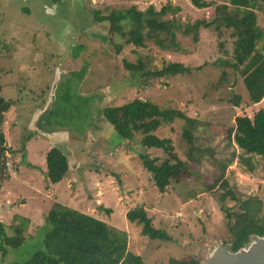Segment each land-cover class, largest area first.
<instances>
[{"label":"rangeland","instance_id":"374dc122","mask_svg":"<svg viewBox=\"0 0 264 264\" xmlns=\"http://www.w3.org/2000/svg\"><path fill=\"white\" fill-rule=\"evenodd\" d=\"M132 4L139 9L177 5L180 10L166 17H175L184 26L193 25L196 20L210 21L215 16V6L196 8L189 0H0V96L13 100L16 122L10 132L14 150L4 144L10 156L6 158L4 152L2 161L16 163L20 176H24L33 155L37 161L51 145L62 150L68 147L78 166L74 173L68 170L64 181L58 184L61 203L85 211L99 202L94 194L100 189L97 198L111 211L114 208L113 214L105 210L101 215L110 218L107 222L112 231L126 234L129 249L147 264L199 258L216 241L229 240L217 200L222 189L215 179L228 159L233 158L224 177L236 196L257 195L264 200L263 160L254 156L255 169L247 171L238 159L245 153L228 144L226 138L234 117L240 113L251 115L264 107V97L251 105L238 72L218 62L231 57L230 29L216 31L210 26L200 27L197 34L177 31L178 49L160 46L153 39H145L144 45L137 47L125 42L127 23L122 22L124 32H117L108 21L94 19L95 11L107 15ZM260 4L257 22L264 30L263 0ZM138 59L145 70L178 61L191 69L158 78L142 77L131 73L123 63H136ZM223 70L227 74L220 80ZM233 94L241 96L238 107L231 101ZM43 96L49 97L43 114L46 126L59 130L52 135L33 126L34 114L42 111L46 101ZM134 98L183 110L197 120L192 129L193 144L205 149L199 154V161L188 158V146L182 137L183 120L163 124L154 131L159 137L171 138L178 157L188 163L187 169L174 172L172 182L162 193L152 184L139 154L159 159L166 155L141 145L140 132L135 133L134 140H123L102 116L103 107L122 105ZM23 149L25 156L15 151ZM134 175L137 178L132 180ZM69 177L76 182L71 185L70 194L62 188ZM14 181L3 178L0 186L7 188L16 184ZM139 187H144L142 194L136 193ZM210 190L215 194L211 195ZM115 203L122 206L121 211L115 209ZM137 204L145 206L153 226L164 229L169 238L150 239L141 234L139 224L125 218L124 211ZM226 204L231 206L234 202L228 199ZM46 229L44 223L33 237L18 247L8 248L5 255L0 253V264L24 262L34 251L43 249Z\"/></svg>","mask_w":264,"mask_h":264},{"label":"trees","instance_id":"16d2710c","mask_svg":"<svg viewBox=\"0 0 264 264\" xmlns=\"http://www.w3.org/2000/svg\"><path fill=\"white\" fill-rule=\"evenodd\" d=\"M196 8L215 6V16L210 21L196 20L193 25L184 26L177 18H167L168 13L180 10L177 5L167 4L159 9L153 5L139 9L135 4L104 15L95 11V21H108L117 32H124L122 22L128 24L125 42L141 47L145 39H153L158 45L168 49H178L176 37L180 31L183 34L191 31L197 34L200 27L212 26L216 31L221 28L230 29L233 39L230 59L218 60L232 68L240 75L248 93L249 103L258 104L264 97V30L257 22V11L260 10L261 0H228V3H215L213 0H189ZM264 2V0H263ZM194 28V31L193 29ZM196 39V38H195ZM120 49V46L117 47ZM217 62V61H216ZM124 66L134 75L146 77H163L178 73L190 72V67L181 62H169L160 69L145 70L144 63L138 59L136 63L124 61ZM222 71L221 79L226 77ZM241 96L233 94L231 101L234 106L240 105ZM12 102L5 101L0 96V122L3 112L8 110ZM103 118L112 124L116 133L123 140L131 141L135 133L142 134L139 143L147 148L161 150L166 157L159 159L149 154H139L144 169L150 174L151 180L158 192L162 193L173 180L176 170L187 169V161L178 157L174 150L172 139L159 137L154 134L163 124L173 123L177 119L184 121L182 137L188 146L187 155L192 161H199V154L205 149L193 144L197 120L188 116L183 110L163 108L155 102L134 98L122 105L105 106L102 109ZM228 144L235 145L245 155L238 156L247 171H253L254 156H259L264 163V107L252 112L240 113L234 117V123L226 132ZM2 133H0V174L5 175L1 167L3 153ZM196 152L195 154H192ZM233 156V154H232ZM233 159V158H232ZM228 159L215 178L219 182L222 192L217 196L220 209L223 212L230 249L246 244L253 235H264V200L257 195L240 198L230 188L224 177L225 168L232 162ZM45 176L51 183L61 181L68 170L66 155L59 147L50 148L45 156ZM3 164V161H2ZM264 168V164H263ZM211 191V195L215 194ZM234 202L227 206L226 200ZM129 222L141 226L142 235L150 239H167L169 235L162 228L153 226L151 218L143 205H135L126 214ZM47 226L43 238V249L34 251L24 262H10L7 264H147L139 254L128 249V239L125 233L114 232L109 225L96 217L80 212L71 207L54 202L44 216ZM18 228L13 235H8L5 225L0 222V253L5 255L8 248L18 247L24 241ZM196 256L188 260L172 259L167 264H198Z\"/></svg>","mask_w":264,"mask_h":264},{"label":"crops","instance_id":"0c3cea01","mask_svg":"<svg viewBox=\"0 0 264 264\" xmlns=\"http://www.w3.org/2000/svg\"><path fill=\"white\" fill-rule=\"evenodd\" d=\"M0 92H1V88H0ZM1 97L5 101H7L5 97L3 96ZM48 98L49 97L47 96L42 97V99L46 101H44V106L42 111H39L38 113L34 114L33 120L35 123L33 126L37 128L38 127L42 128V131L45 134L52 135L54 134V132H58L59 130L55 128L49 129L46 126L45 117L43 118V114H45L49 105ZM51 100H54V92L51 93ZM10 101L12 102V104L10 105L9 109L3 112V118L0 123V133H2L3 145L5 144L6 147H9L10 150L13 151L14 146L12 142V137L10 136V132L12 127H16V122H14L15 121V109L13 108L14 102L13 100ZM50 148H52V145L47 147L46 151L43 152L41 157L37 158V161H35L34 155L32 156V159L28 161L29 164L28 168L24 171L25 173L24 176H26L25 179H23L24 176H20L19 166L16 165V163L13 164L9 169L4 168V173H3L5 175L4 177H2V174H0V182L2 181L3 178H7L9 180L10 179L16 180L14 181L16 184H12L7 188H2L0 186V222H2L5 225L8 235H13L17 231V229L20 228L24 240L29 239L37 233V228L42 224H44V216L52 203L57 202L62 205L68 206L67 204L60 202L61 193L59 192V187H58V184L64 181L65 178H63L61 181L57 183H51L45 176V172H46L45 156ZM15 151H19L18 153L21 156H25L24 149L15 150ZM62 151L67 157L68 170L72 169L74 173L78 166L77 165L78 163L72 158L73 152L68 147L66 148V150H62ZM4 152L8 153L6 150ZM2 165L3 164L1 161V167ZM148 177L151 179L149 173H148ZM132 178H133L132 180H134L137 177H135L134 175L132 176ZM73 182L74 184L76 183L75 178L69 177L66 180L65 186L62 187L69 194L71 193L70 192L71 185H74ZM151 182L153 184L152 180ZM143 189L144 187H139V189L136 190V193L142 194L144 192ZM101 192L102 191H100V189H97L96 193L94 194V199L96 200V202L99 201L98 202L99 204L95 203L92 206H88L85 209V211H80V210L79 211L89 214L98 219H101L108 224L107 220L109 221L110 218L102 216L101 215L102 211L105 210L110 211V215H111L113 214L114 208L112 207V211H111L110 209L107 208L105 204H103L104 202L101 198H97L99 197V193L101 194ZM69 197L72 198V195ZM115 205H116L115 209L118 208L120 209L119 211H121L122 206H120L117 203H115ZM129 209H126L124 211L123 213L124 216ZM129 248H130V241L128 239V249Z\"/></svg>","mask_w":264,"mask_h":264},{"label":"water","instance_id":"95a60500","mask_svg":"<svg viewBox=\"0 0 264 264\" xmlns=\"http://www.w3.org/2000/svg\"><path fill=\"white\" fill-rule=\"evenodd\" d=\"M198 264H264V235H253L235 251L229 244L216 241L202 251Z\"/></svg>","mask_w":264,"mask_h":264},{"label":"built area","instance_id":"2783aa9c","mask_svg":"<svg viewBox=\"0 0 264 264\" xmlns=\"http://www.w3.org/2000/svg\"><path fill=\"white\" fill-rule=\"evenodd\" d=\"M5 157L9 158V154L8 153H5ZM4 168L6 169H9L11 166H12V162L10 160H5L3 161V165H2Z\"/></svg>","mask_w":264,"mask_h":264}]
</instances>
